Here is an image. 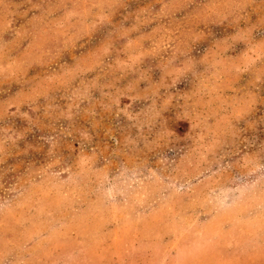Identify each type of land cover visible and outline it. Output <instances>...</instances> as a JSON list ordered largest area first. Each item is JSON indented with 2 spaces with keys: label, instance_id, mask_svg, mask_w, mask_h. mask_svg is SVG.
<instances>
[{
  "label": "rangeland",
  "instance_id": "obj_1",
  "mask_svg": "<svg viewBox=\"0 0 264 264\" xmlns=\"http://www.w3.org/2000/svg\"><path fill=\"white\" fill-rule=\"evenodd\" d=\"M0 264H264V0H0Z\"/></svg>",
  "mask_w": 264,
  "mask_h": 264
}]
</instances>
